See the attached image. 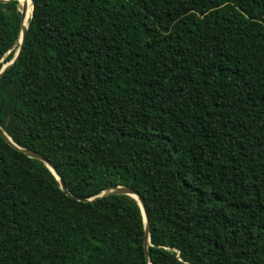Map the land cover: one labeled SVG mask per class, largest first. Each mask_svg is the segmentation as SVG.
<instances>
[{"label": "trees", "instance_id": "obj_1", "mask_svg": "<svg viewBox=\"0 0 264 264\" xmlns=\"http://www.w3.org/2000/svg\"><path fill=\"white\" fill-rule=\"evenodd\" d=\"M0 77V264H264V0H32ZM19 0L0 1V70Z\"/></svg>", "mask_w": 264, "mask_h": 264}, {"label": "water", "instance_id": "obj_2", "mask_svg": "<svg viewBox=\"0 0 264 264\" xmlns=\"http://www.w3.org/2000/svg\"><path fill=\"white\" fill-rule=\"evenodd\" d=\"M0 1H8V0H0ZM20 2V0H19ZM32 0H31V5H32ZM28 12V6L26 4V2L22 3V8H21V13H22V19H21V31H20V35H19V47L14 55V57L3 64L1 70H0V77L18 60V58L20 57L23 49H24V45L26 43V39H27V32H28V24H25V18ZM0 134L11 144L13 145L15 148H17L18 150L22 151L23 153H25L26 155H28L29 157H33L36 159H39L41 161H43L48 167L49 169L55 174V176L57 177L61 188L66 191L69 195H72L69 191L68 188L65 184V182L61 179V177L59 176L55 166L51 163V161L45 157L42 153H40L37 150L31 149V148H22L20 146H18L13 140L12 138L4 131V129L0 126ZM111 194H125V195H129L132 196L133 198H135L142 210V214L144 216V220H145V237H144V246H145V251H146V256L148 258V262L149 264H154L151 259L149 258V246H150V223L148 221V213H147V207H146V203L144 198L140 195V193L135 190L134 188L127 186V185H114L112 187H109L105 190H103L100 194L93 196L92 198H80L77 197L79 200H85V201H94L98 198L101 197H105Z\"/></svg>", "mask_w": 264, "mask_h": 264}, {"label": "bare ground", "instance_id": "obj_3", "mask_svg": "<svg viewBox=\"0 0 264 264\" xmlns=\"http://www.w3.org/2000/svg\"><path fill=\"white\" fill-rule=\"evenodd\" d=\"M26 2L27 6H28V12H27V15H26V18H25V21L24 23L26 24L28 19L30 18L31 14H32V5H31V0H22L20 1V3H24Z\"/></svg>", "mask_w": 264, "mask_h": 264}, {"label": "rangeland", "instance_id": "obj_4", "mask_svg": "<svg viewBox=\"0 0 264 264\" xmlns=\"http://www.w3.org/2000/svg\"><path fill=\"white\" fill-rule=\"evenodd\" d=\"M20 1H22V0H20ZM21 4V3H20ZM21 6H22V4H21Z\"/></svg>", "mask_w": 264, "mask_h": 264}]
</instances>
